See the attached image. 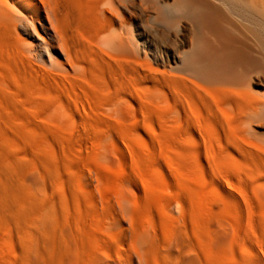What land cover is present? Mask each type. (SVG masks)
I'll return each mask as SVG.
<instances>
[{
	"label": "rangeland",
	"instance_id": "374dc122",
	"mask_svg": "<svg viewBox=\"0 0 264 264\" xmlns=\"http://www.w3.org/2000/svg\"><path fill=\"white\" fill-rule=\"evenodd\" d=\"M17 46L0 29V264H264V120L112 109L89 67L61 84Z\"/></svg>",
	"mask_w": 264,
	"mask_h": 264
},
{
	"label": "bare ground",
	"instance_id": "6f19581e",
	"mask_svg": "<svg viewBox=\"0 0 264 264\" xmlns=\"http://www.w3.org/2000/svg\"><path fill=\"white\" fill-rule=\"evenodd\" d=\"M171 1L0 0V29L36 74L50 65L52 80L75 83L89 67L112 109L171 104L167 115L187 123L199 102L230 123L264 120V0ZM23 190L10 189L22 218Z\"/></svg>",
	"mask_w": 264,
	"mask_h": 264
}]
</instances>
